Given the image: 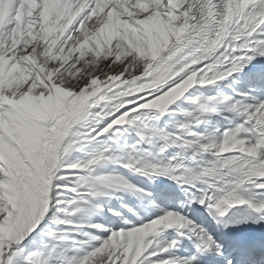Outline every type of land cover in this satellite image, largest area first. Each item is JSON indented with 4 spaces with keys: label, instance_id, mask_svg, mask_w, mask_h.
I'll return each instance as SVG.
<instances>
[{
    "label": "snow or ice",
    "instance_id": "snow-or-ice-1",
    "mask_svg": "<svg viewBox=\"0 0 264 264\" xmlns=\"http://www.w3.org/2000/svg\"><path fill=\"white\" fill-rule=\"evenodd\" d=\"M0 264H264V0H0Z\"/></svg>",
    "mask_w": 264,
    "mask_h": 264
}]
</instances>
